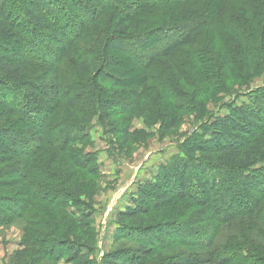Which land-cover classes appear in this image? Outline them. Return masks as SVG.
I'll list each match as a JSON object with an SVG mask.
<instances>
[{
	"label": "trees",
	"instance_id": "obj_1",
	"mask_svg": "<svg viewBox=\"0 0 264 264\" xmlns=\"http://www.w3.org/2000/svg\"><path fill=\"white\" fill-rule=\"evenodd\" d=\"M215 24L233 36L230 44L240 63L235 70L264 72V0H0V115L18 117L0 125V165L18 156L20 168H9L6 178L18 174L28 179V189L14 196L0 193V208L8 212H0V225L11 215L31 226L43 225L45 230L28 231L25 239L36 241L43 257L54 264H92L96 208L79 199L88 192L80 184L68 190V177L49 163L36 164L35 172L27 173L29 159L48 148L68 151L72 164L100 177L97 153L75 154L71 147L89 143L95 119L104 128L112 125L106 119L148 113L143 84L155 69L181 72L172 57L180 47L192 48L194 57L200 56L198 62L208 66L209 55L196 45L200 31ZM121 55L125 59L120 60ZM179 80L190 79L181 75ZM216 80L210 73L206 84L217 88ZM158 81L170 107L160 120L165 137L177 127L187 104L166 76ZM230 107L229 113L201 124L200 131L179 145V154L139 184L132 204L115 219L114 236L137 248L111 251L107 262L146 264L154 258L155 264H264L261 245H215L220 225L243 217L264 221V86ZM203 112L207 114L205 107ZM19 123L31 129L21 131ZM130 127L124 122L116 131L122 147L138 143L144 132ZM32 198L64 209L68 225L63 234L57 233L59 225L26 207ZM155 212L164 214L154 221ZM174 248L209 253H162Z\"/></svg>",
	"mask_w": 264,
	"mask_h": 264
},
{
	"label": "rangeland",
	"instance_id": "obj_2",
	"mask_svg": "<svg viewBox=\"0 0 264 264\" xmlns=\"http://www.w3.org/2000/svg\"><path fill=\"white\" fill-rule=\"evenodd\" d=\"M76 17L78 18L77 15ZM153 17L149 16L148 19L152 20ZM139 18L136 15V19L139 20ZM20 25L23 27L24 24L22 25L21 23ZM232 37V34L220 24L203 28L200 31L196 48L207 52L210 59L208 66L201 65L198 62L197 57L200 58V56L195 58L194 55L196 56V54L192 48L182 46L172 56L174 61L178 63L181 72L176 73L164 68L155 69L151 75V79L143 84V99L149 103L147 108L148 113L137 115L123 114L111 120L106 119L105 122H110L112 125H106L104 128L99 123H96L97 120L95 119V123L89 133V143H79L71 148L75 151V154H83L85 151L97 153L101 169L100 177L97 178L93 173H90L89 169H82L72 164L68 151L48 148L40 154L39 158L29 159L31 163L26 166L27 173H34V166L36 164L42 163V166H44L49 163L50 167L61 174L63 178L68 177L70 184H64L68 190L72 191L69 189L71 185L80 184L88 192V196L79 195V199L80 201H88L94 204L97 212L96 217H93L96 239L94 253L90 256L92 264H113L106 261L108 253L125 246L137 248V244L134 242L115 238V228L111 224V220H115L119 213L113 211L114 204L112 206V202L119 190L133 179L134 169L130 167L132 165H141V168L145 170L141 176L142 178H134L133 187H135L133 194L136 195L139 184L151 179L149 177H153L157 173L162 163L179 154V145L192 133L200 131L199 127L201 124H205L210 117L215 118L229 113L231 105L247 101L248 94L252 90L264 86L263 69L260 72L254 68L238 67L240 69L235 70L237 68L236 58L238 53L232 51L233 49L230 44L232 43ZM123 59L125 57L121 55L120 60ZM34 64L36 63L32 65ZM237 64L240 66V63ZM124 70L129 71L128 69ZM119 73L123 75V72L120 71ZM210 73L216 74V81H219L217 88L206 84L207 76ZM181 75L189 77L191 81H180ZM161 76H166L169 83H172L173 87L182 93L181 97L186 99L184 102L187 104V111L180 114L177 127L173 128L165 137L161 135L160 120H164L165 115L170 111V107L167 101V92L164 89H159L158 79ZM4 99H9V95L8 97H4ZM203 107H205V111L207 112L206 115H204ZM0 111H4L1 105ZM151 113L159 120L157 123L153 122ZM5 119L15 120L18 117L15 114H6V116L1 114L0 125H4ZM124 122H130L132 131H144L143 134L139 135L138 143L122 147L116 131H118L119 125ZM19 124L20 126L18 127L22 129L21 131L31 129L29 125ZM33 130L39 133L36 129ZM17 159H19L18 156H11L7 164L0 165V193L14 196L20 189H28L27 177L26 179H21L18 174H15L17 178L15 176H10L9 180L6 178V171L9 168L12 167L14 169L13 167L20 166L17 163ZM124 167L127 169L124 170ZM23 169L22 167L20 172ZM3 171H5V174ZM246 190V188L240 189L241 192H245ZM241 199L245 200L243 196H241ZM26 207L33 210V212H40L50 223L59 225L57 233L63 234L61 229H66L68 225V222L63 220L65 215L64 209L51 206L46 207L37 201H33V198L26 204ZM103 210H107L106 216H104L105 211L103 212ZM0 212L2 214L8 213L1 208ZM100 212L103 214L100 215ZM163 214L153 213L152 220L155 221L156 216L161 218ZM8 221L0 225V264H54L53 261L43 257L41 249L35 240V242L29 241L28 243L25 240L28 231L33 233V231L45 230V226L28 225V221L21 216L14 217L11 215ZM219 231L220 233L215 242L218 248L231 241L242 243L245 248H250L251 243L261 245L264 248V221L261 219L254 217L238 218L229 224L220 225ZM246 234L249 236V240H246ZM72 237L77 238L76 236ZM181 252L207 254L209 253V249L174 248L164 250L162 253L164 255H171ZM262 253L264 254V252ZM155 263H157L156 259L152 258L146 264ZM62 264L72 263L65 262ZM117 264L127 263L120 259ZM197 264L217 263L202 261Z\"/></svg>",
	"mask_w": 264,
	"mask_h": 264
},
{
	"label": "crops",
	"instance_id": "obj_3",
	"mask_svg": "<svg viewBox=\"0 0 264 264\" xmlns=\"http://www.w3.org/2000/svg\"><path fill=\"white\" fill-rule=\"evenodd\" d=\"M130 168H133L134 169L133 170L134 171L133 172V179L129 182V184H127L124 187H122V189L119 190V192L116 194V196H115V198H114V200L112 202V206L114 204L113 211L120 212V211L126 209L129 205L132 204V197L134 195L133 194V191H134V187H135V186L133 187V185H134L133 184L134 183V178L135 177L140 178L144 174V171H145V170H143L141 168V165H132ZM123 169L125 170L127 168L124 167ZM149 178H152V177H149ZM110 205H111V203H110ZM104 211H105L104 216H106L107 210H103V212ZM102 214L103 213L100 212V215H102ZM96 215H97V212L95 213L94 217H96ZM111 224H113V226L115 228V220L114 219L111 220ZM62 263H65V262L62 261L61 264Z\"/></svg>",
	"mask_w": 264,
	"mask_h": 264
}]
</instances>
